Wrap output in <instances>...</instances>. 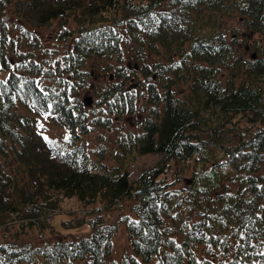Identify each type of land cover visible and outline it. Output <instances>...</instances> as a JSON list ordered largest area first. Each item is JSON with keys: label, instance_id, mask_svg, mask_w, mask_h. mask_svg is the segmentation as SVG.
Returning <instances> with one entry per match:
<instances>
[{"label": "trees", "instance_id": "obj_1", "mask_svg": "<svg viewBox=\"0 0 264 264\" xmlns=\"http://www.w3.org/2000/svg\"><path fill=\"white\" fill-rule=\"evenodd\" d=\"M9 1L20 33H8L1 16L0 65L8 75L0 78V231L60 232L48 219L59 197L74 196L85 212L98 213L78 221L93 229L74 240L0 241V264H264V0ZM69 15L74 29L66 26ZM54 17L65 21L59 37H74L62 58L66 76L17 49L19 37L40 44L23 25ZM230 17L262 35L254 45L260 53L239 51ZM121 41L135 46L140 64L124 62L133 55ZM88 58L115 64L96 94L108 113L131 112L138 87L147 91L150 108L130 132L131 146L163 159L132 180L76 142L89 129L83 105L92 95L81 102L71 92ZM47 115L64 129L63 140L41 129ZM94 123L109 127L111 120L98 115ZM172 159L192 163L187 188L167 178ZM125 201L135 214L123 220L130 249L115 258L116 225L100 212Z\"/></svg>", "mask_w": 264, "mask_h": 264}, {"label": "rangeland", "instance_id": "obj_2", "mask_svg": "<svg viewBox=\"0 0 264 264\" xmlns=\"http://www.w3.org/2000/svg\"><path fill=\"white\" fill-rule=\"evenodd\" d=\"M12 3L13 1L9 0L0 1V18L2 15H5L8 18V22H6L7 26L5 25V28H7L8 33L18 37V33H20V31L17 28L20 24L18 25V14L12 8ZM64 22L65 21L62 20V17H54L47 24L40 26H34L28 21L23 26L39 37L40 44L33 46L30 44L29 40L19 37L20 39L17 44V49H29L33 52L32 54L34 55V58L41 63L42 68L51 67L54 71H56V73H58V69H60V74L62 76H66L67 73L64 71V68H62V58L64 54L67 53V49L71 47L74 37H59V35L63 36L60 28ZM226 22L234 24V28H238L239 36L237 44L239 51L244 56H249L253 50L260 53L254 45L255 41L262 40L261 34L258 32H250L235 17L228 18ZM66 26L72 29L76 27V23L70 15L66 18ZM121 46L122 48H125V50L129 51V54H134L133 48L135 46L131 44L128 45L124 42L122 43V41ZM9 50H11L13 57L16 58L17 56H15V52L12 51L11 47H9ZM159 56H161V51L157 54H148L146 60L151 63ZM140 59V57L137 58L134 57V55L130 57L128 55V57L124 58V62L130 61L131 63L137 62L140 64ZM109 62L110 60L88 58L80 67L83 72L77 77L79 86L77 91H72L71 94H76L81 102L83 97L86 96L85 94H90L92 95V100L89 104L83 105V111L86 113L89 129L81 134L79 138L76 139V142L80 145L83 144L92 158H102L101 160L109 167L124 168L127 170L129 174L128 178L129 180H132L138 176L144 168L154 166L159 161H162L163 157L161 153L157 152L136 153L135 149L131 146L132 143L129 134L130 132H136L138 130L140 122L143 118L142 116H144L150 108V103L146 99L147 91L145 89L138 87L139 95L135 98L136 104L131 112L126 109L121 114H116L112 111L108 113L106 104H99V102L96 101L98 98L96 94L109 84V71L114 70L115 64H112L111 69H109V66H106ZM77 70L80 69L77 68ZM7 75L8 71L3 70L0 65V78H5ZM136 75L140 77L141 72L137 70ZM41 82L51 83L52 80L44 77ZM128 88L129 90H136L137 86L131 85V87ZM98 115H109L111 120L110 126L104 127L103 125L95 124L94 119L95 116ZM41 119L44 121L43 123L47 124L46 128H43V124L40 125L44 132L51 134L56 138H63L65 132L64 129L53 123L51 117L47 115ZM228 138H230V136ZM194 164L197 170L201 163L197 162ZM169 168L167 178H172V180L173 178L179 179V181L173 183V188H187L188 181L185 179V176L190 175L193 168L192 163L183 159L175 162V160L172 159L170 161ZM177 174H180L179 177ZM59 198L58 206L50 211L48 219L53 218L52 224L60 232L53 231L48 227L42 229L29 227L25 229L14 228L7 232H4L3 230L0 231V241L13 240L14 242L36 244L44 239L57 236L65 240H74L83 235H89L93 229L91 226L92 224H90V227H86V225H81L82 223H78V221L80 219L82 220V218L84 220L89 218L95 219L98 212L93 211L90 213L88 211L84 213V207L74 196ZM97 204H99V202ZM101 208L100 213L103 215L105 222L108 224L114 223L116 225V230L111 236V255L115 258H119L121 253L130 249V243L127 239L126 226L123 220H125L128 215L135 216L131 210L133 209V206L130 205V201H125L122 204L115 205L113 208H111V206H104ZM62 219L65 221H62ZM64 224L66 226H64ZM4 234H7V236L5 237ZM75 264H84V262L80 261Z\"/></svg>", "mask_w": 264, "mask_h": 264}, {"label": "water", "instance_id": "obj_3", "mask_svg": "<svg viewBox=\"0 0 264 264\" xmlns=\"http://www.w3.org/2000/svg\"><path fill=\"white\" fill-rule=\"evenodd\" d=\"M254 56H255V53H252V57H254ZM84 102H85L86 104L90 103V102H91V97H90V96H86V97L84 98Z\"/></svg>", "mask_w": 264, "mask_h": 264}, {"label": "snow or ice", "instance_id": "obj_4", "mask_svg": "<svg viewBox=\"0 0 264 264\" xmlns=\"http://www.w3.org/2000/svg\"><path fill=\"white\" fill-rule=\"evenodd\" d=\"M49 107H51V106L49 105Z\"/></svg>", "mask_w": 264, "mask_h": 264}]
</instances>
